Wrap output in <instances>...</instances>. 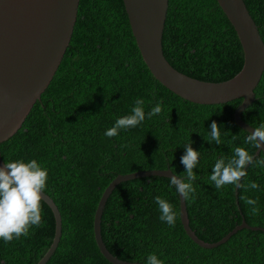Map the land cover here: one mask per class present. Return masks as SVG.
<instances>
[{
  "label": "trees",
  "instance_id": "1",
  "mask_svg": "<svg viewBox=\"0 0 264 264\" xmlns=\"http://www.w3.org/2000/svg\"><path fill=\"white\" fill-rule=\"evenodd\" d=\"M264 44V0H243ZM162 48L194 78L224 81L241 67L243 56L233 27L216 0H167ZM255 98L241 113L254 129L264 124V68ZM143 99L145 120L137 127L104 135L115 121L131 114ZM242 98L200 104L165 87L141 58L122 0H78L69 42L48 85L0 152L7 160H37L48 171L46 189L60 214V236L43 264H115L99 249L92 218L103 188L117 174L135 169L170 168L177 176L185 166L184 145L199 152L194 168L195 199L186 200L188 225L198 238L215 241L242 219L260 229L242 227L226 240L205 247L190 239L179 217V198L170 179L149 174L123 179L108 193L100 215V234L116 256L162 264H264V165H246L244 188L216 189L210 181L215 162H227L249 134L234 122ZM160 104L162 111L148 118ZM220 126L222 143L209 142L210 125ZM233 136L236 139H233ZM264 159L259 151L253 157ZM256 182L258 189L247 188ZM236 192V193H235ZM166 199L176 223L160 220L155 197ZM242 197L257 200L251 213ZM42 225L29 235L5 243L0 264H34L54 234V219L41 200Z\"/></svg>",
  "mask_w": 264,
  "mask_h": 264
},
{
  "label": "water",
  "instance_id": "2",
  "mask_svg": "<svg viewBox=\"0 0 264 264\" xmlns=\"http://www.w3.org/2000/svg\"><path fill=\"white\" fill-rule=\"evenodd\" d=\"M216 1L236 33L243 61L232 77L213 82L194 78L175 65L162 48L167 0H122L135 43L151 74L165 87L195 103L215 104L242 98L235 109L234 122L249 133L255 129L243 121L241 113L255 98L254 89L264 68V44L243 0ZM77 4L78 0H0V152L51 80L69 42ZM260 150L264 152V146L256 148L252 156ZM4 164L0 156V166ZM149 174L176 175L168 167L117 173L103 188L97 201L92 218L93 236L104 256L115 264H146V261L118 257L105 246L100 234L104 201L118 181ZM178 198L179 217L185 233L201 246L222 242L242 227L260 229L242 219L220 239L205 241L189 227L184 197L178 193ZM41 200L53 215L54 234L34 264L46 261L60 236L57 206L43 191Z\"/></svg>",
  "mask_w": 264,
  "mask_h": 264
},
{
  "label": "clouds",
  "instance_id": "3",
  "mask_svg": "<svg viewBox=\"0 0 264 264\" xmlns=\"http://www.w3.org/2000/svg\"><path fill=\"white\" fill-rule=\"evenodd\" d=\"M143 99H137L130 115L122 116L115 121L113 127L107 129L104 135L112 138L119 134L121 129L137 127L145 120V111L142 107ZM162 111L161 105L156 104L147 114L150 119L152 116ZM209 142L222 143L220 126L216 121L210 125L209 136L205 137ZM235 140L236 137L233 136ZM245 144H251L257 149L264 146V124L255 127V130L249 132ZM185 152L181 157V164L185 166L183 175H171L170 183L175 187L177 193L186 200L195 199V188L193 182L196 180L194 168L199 162V152L192 147V142L184 145ZM260 164L264 165V159L255 160L245 147L237 146L233 149V155L227 162L225 159H218L210 175V181L216 189L226 185H234L244 188L240 183L241 178L246 177V165ZM48 171L43 168L37 160H7L3 166H0V238L5 243L11 242L13 238L19 239L21 235L28 236L31 226H41V198L42 191L46 189ZM247 188L258 189L256 182H250ZM246 205L251 206V213L258 214L256 207L257 200L249 197H242ZM155 202L159 206L161 213L160 220L169 226L176 223V213L173 206L160 196L155 197ZM146 264H162L156 254H150L147 257Z\"/></svg>",
  "mask_w": 264,
  "mask_h": 264
}]
</instances>
